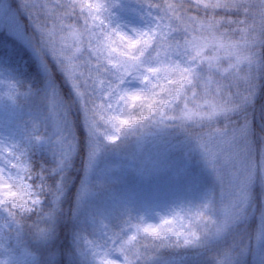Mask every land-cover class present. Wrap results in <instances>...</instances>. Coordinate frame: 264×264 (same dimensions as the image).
I'll use <instances>...</instances> for the list:
<instances>
[{
	"label": "clouds",
	"instance_id": "9594fccd",
	"mask_svg": "<svg viewBox=\"0 0 264 264\" xmlns=\"http://www.w3.org/2000/svg\"><path fill=\"white\" fill-rule=\"evenodd\" d=\"M257 3L264 12V0H132L143 25L137 27L122 19L121 0H39L33 25L38 50L63 73L93 140L111 143L112 134L121 136L129 127L118 121L128 119L136 126L165 123L194 133L201 147L218 142L224 148L214 160L205 158L220 186L219 202L179 205L157 222L131 214L116 225L101 222L94 235L74 237L83 264H156L165 252L201 254L218 244L223 247L208 256L212 264H228L229 257L237 264L246 253L248 242L230 237L251 204L241 185L247 177L264 178V136L257 147L254 138L239 134L237 119L242 102L258 91L264 63V44L252 31ZM122 38L150 42L129 50ZM196 40L208 43L205 56L218 60L196 57L190 46ZM185 69L190 80L173 83ZM242 69L248 74L241 75ZM3 88L4 99L20 111L36 96L30 85ZM45 106L38 118L21 122V135L0 137V251L16 241L39 244L61 211L69 163L56 126L63 114ZM44 156L47 163L37 159ZM154 229L160 234L153 235ZM0 264L10 261L0 258Z\"/></svg>",
	"mask_w": 264,
	"mask_h": 264
},
{
	"label": "trees",
	"instance_id": "16d2710c",
	"mask_svg": "<svg viewBox=\"0 0 264 264\" xmlns=\"http://www.w3.org/2000/svg\"><path fill=\"white\" fill-rule=\"evenodd\" d=\"M121 2L124 4L122 16L126 13L139 16L131 4L132 0ZM11 3L15 12L23 18L32 45L12 35L6 28H0V136L21 135L23 120L29 115L38 118L40 112L47 111L45 104L50 110L52 92L56 89L72 122L76 149L74 154H68L65 144L60 146L69 163L59 193L61 211L54 230L44 233L41 242L30 244V247H24L21 242L16 241L9 245V251H0V258H7L10 264H83V257L74 237L80 232L94 235L101 222L116 225L130 214L142 216L149 222H157L161 216L169 214L179 205H196L209 198L219 202L220 186L206 169L205 159H200L195 134L179 129H163L162 123L140 126L131 123L121 136L112 134L111 143L100 138L102 149L90 180L92 195L85 201H80L91 149L85 118L55 61L50 56L41 55L48 68V71L44 70L38 58L40 52L33 24L30 20L28 22L23 8L17 7L15 0H11ZM34 6L37 7L38 4ZM254 7L257 15L252 21L253 28H256L253 32L264 37V12L260 10L258 3ZM261 44H264V38ZM260 76L254 102L245 112H239L237 117L239 121L246 118L252 123L257 142L264 136V63ZM11 82H16L21 87L30 85L36 92L24 111L14 108L2 95L3 85ZM128 83L132 85L134 81L130 80ZM41 97L43 101L40 100ZM143 135L148 136V139L141 138ZM143 140H146L145 147L141 148ZM40 150L43 154L47 146H40ZM150 155L153 156L149 157ZM158 156L163 159L162 168L160 171H149L150 165ZM37 159L48 162L47 156ZM164 167L165 173L159 179H146L149 175L158 174ZM57 179L58 175L53 176L50 182L55 184ZM250 201L244 222L230 239L240 243L248 242L247 251L241 254L237 264H264V242L259 245L255 243L264 220V187L260 178H257ZM222 247L223 244H218L214 249L205 250L201 254L165 252L156 264H212L208 259L210 252ZM228 264H232L231 257L228 258Z\"/></svg>",
	"mask_w": 264,
	"mask_h": 264
},
{
	"label": "rangeland",
	"instance_id": "374dc122",
	"mask_svg": "<svg viewBox=\"0 0 264 264\" xmlns=\"http://www.w3.org/2000/svg\"><path fill=\"white\" fill-rule=\"evenodd\" d=\"M38 3H39V0H15V4H17V7L21 6L23 8V12L25 13V17L27 18L28 22L30 20L33 25H34V12L37 10V7H35L34 4H38ZM12 7H13V5L11 3V0H0V28H6L7 31L9 33H11L12 35L18 37L19 39H22L25 43L32 45L31 40L27 36L28 31L26 28V24L23 22V18L21 17V15H19L18 12H15V10H14L15 8L13 7L14 8L13 9ZM122 19L130 25H134L137 27L143 26L141 19L132 17L129 14L124 15L122 17ZM252 31H256V28H253ZM254 33H256L257 36L260 38V43H261V41H263L264 37L257 32H254ZM38 58L40 60L41 65L43 66L44 70L48 71L45 60L41 57V54L38 55ZM231 58L232 57L229 56L228 59L230 60ZM221 63L226 64V61H222ZM261 68H262V64L260 66V70H261ZM253 72H255V69H253ZM247 74L248 73L246 70H244V69L241 70V75H247ZM240 88H241V90H243V82L242 81H240ZM249 91H252V88H249ZM256 93H255V95H256ZM255 95L250 97L249 100L242 102V107H241V110L239 112H241V111L245 112V110L252 105V103L254 102ZM64 106H65V103L64 102L62 103L58 91L56 89H54L52 92L51 100H50V112H56V113H62L63 114L60 118H58L56 120V126L59 128L60 134L64 137V140H63L61 145L65 144V150L68 154H74L75 149H76L74 129H73L72 122H71L67 112L64 109ZM240 122L242 124V127L239 128V134L241 136L247 137L249 139H252V138L255 139L254 131L252 129V123L250 121H248V119H246V118H243ZM85 124H86L88 134H89V144L91 145V149H90V152H89L88 158H87L85 174H84L85 181H84L82 189H81V193H80V197H79L80 201H85L86 199H88L92 195V192L90 189V180H91V177L94 173V169L98 163L100 151L102 149L100 138L97 137L95 140H93L91 138L90 129L88 127L86 119H85ZM162 124H163V129L170 128L165 123H162ZM141 138L148 139V136L143 135ZM145 141L146 140H143L140 143L141 148L145 147ZM260 142L261 141L257 142L255 140L257 147H259ZM198 144L199 143H196L195 145H198ZM197 148L200 151L199 152L201 154L200 159H202V160L205 158H211L214 160L217 153L224 151L223 146L221 144H219L218 142H207L204 144L203 147H201L199 144L197 146ZM151 156H153V155H150L149 157H151ZM161 163H164L163 159L161 156H158V159H156L153 162V164L150 165L149 171H151V170L160 171V169L162 168ZM205 167L208 171L211 172V175L213 177H215L214 173L207 167L206 163H205ZM164 173H165V167L158 174L149 175L146 177V179L157 180ZM225 177H226V179H228L227 170H225ZM257 178L258 177H256V176L247 177L245 183L241 185V188L244 192V199L246 201L249 200L251 197V193H252V190L256 184ZM260 179H261L263 187H264V178H260ZM232 184H233V186H235L234 180L232 181ZM258 238L260 240V243L264 242V220H263V224L260 228Z\"/></svg>",
	"mask_w": 264,
	"mask_h": 264
},
{
	"label": "snow or ice",
	"instance_id": "6c2138e0",
	"mask_svg": "<svg viewBox=\"0 0 264 264\" xmlns=\"http://www.w3.org/2000/svg\"><path fill=\"white\" fill-rule=\"evenodd\" d=\"M150 41H146V40H136V41H124L122 38V43L124 44V46L129 49V50H135L137 48H139L142 44L147 45ZM190 46L193 48L196 57H201L203 59H208V60H218V57H208L205 56V50L209 47V44L206 42H202V41H191L190 42ZM221 48L224 47V45L221 43L219 45ZM114 51H119L118 49H113ZM122 55L125 53H121ZM185 79H189V74L187 73V70L185 69L183 72H180L178 75V79L172 81L173 83H180L181 81L185 80ZM153 105L152 104H148L147 107L150 109ZM188 118H191V113L188 114ZM133 120H120L118 121V123L120 124L121 127L123 126H127L130 125L131 123H133ZM15 195V194H13ZM152 234L153 235H159L160 231L158 229H154L152 230Z\"/></svg>",
	"mask_w": 264,
	"mask_h": 264
}]
</instances>
